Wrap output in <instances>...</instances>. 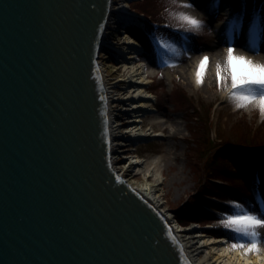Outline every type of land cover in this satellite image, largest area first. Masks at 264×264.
Masks as SVG:
<instances>
[{
	"label": "water",
	"instance_id": "95a60500",
	"mask_svg": "<svg viewBox=\"0 0 264 264\" xmlns=\"http://www.w3.org/2000/svg\"><path fill=\"white\" fill-rule=\"evenodd\" d=\"M113 4L0 0V264H192L114 168L99 61Z\"/></svg>",
	"mask_w": 264,
	"mask_h": 264
},
{
	"label": "rangeland",
	"instance_id": "374dc122",
	"mask_svg": "<svg viewBox=\"0 0 264 264\" xmlns=\"http://www.w3.org/2000/svg\"><path fill=\"white\" fill-rule=\"evenodd\" d=\"M220 1L195 0L192 7H181L182 0L129 2V6L139 13L133 20L138 25H142L145 19L151 22L150 17L158 15L174 26V22L181 23L177 18L179 12H186L204 23L207 19L215 20L212 26L206 23L207 26L204 25L198 32H194L195 44L188 42L182 33L170 29L165 23L158 25L157 20L152 21L157 24L152 26L156 27L161 37L160 40H155L158 48L154 52L139 48L140 54L135 58V63H145L143 70L144 77L147 75L146 88L152 92V103L157 108L142 111L138 117L143 124L153 127L152 130L144 129L149 136L146 140L140 139L133 143L126 139L131 135L129 130L132 125L134 126L131 119L137 115L131 110L130 101L123 102L119 99L112 103L113 115L118 117L114 122L118 137L115 140L117 145L113 157L117 170L138 189L151 184L159 195L160 210L169 215L172 221L177 220L176 212L179 209L184 212V216L192 209H202L197 202L209 199L208 194L213 195L214 204L221 210L231 211L228 202L233 198L241 199L247 184L250 188V184H253L251 189H255L256 173L261 169L260 162L258 165L255 159L258 150L263 149L251 144H240L239 137L264 133V115L255 101L238 107L237 102L226 94L231 89L230 77L218 84L216 72L213 75L211 68L215 56H221L223 62L219 63L223 68L227 47L225 41L234 43L236 54L256 62H264V25H261L258 19H252L251 27H247L251 29L252 34L247 38L235 29L234 24L237 22V14L245 20V13L249 12L248 3H244L243 10V0H236L231 10L223 11L220 9ZM120 2L121 0H114L115 9ZM249 3L254 12L260 6L256 0H249ZM236 6L238 10L234 12ZM144 10L149 11L150 16ZM220 17L223 19H219ZM118 20V15L113 13L111 27L107 30L108 39L113 42L105 46L99 59L104 75L106 74L108 82L112 85L111 89L114 90V98L124 96L128 90L127 86L130 85L128 81H120L128 76L118 53L123 47V32L127 28L138 37L141 35L135 27L120 25ZM162 40L170 47H163ZM242 43H246L247 47H243ZM253 48L255 50H252ZM129 51L125 54L128 55ZM204 55H207L209 60L202 83H197L186 76L184 68L192 60L200 61ZM209 71L212 77L210 79ZM223 74L227 77L226 72ZM201 101L202 108L193 111L194 103L201 104ZM156 134L159 136H155ZM136 154L140 156L141 161L131 165V157ZM227 158H239L241 162L250 159L245 166L249 167L250 175L240 174L233 170L234 168L228 167L230 162H227ZM245 201L248 206V201ZM204 214L201 216V223L183 225L188 227L191 235L198 231L209 236H224L221 232H229L233 236L232 231L218 230L216 227L219 220L210 219ZM216 214L220 218L223 217V213ZM260 231L264 233V229ZM263 245L264 239H261L258 247Z\"/></svg>",
	"mask_w": 264,
	"mask_h": 264
},
{
	"label": "bare ground",
	"instance_id": "6f19581e",
	"mask_svg": "<svg viewBox=\"0 0 264 264\" xmlns=\"http://www.w3.org/2000/svg\"><path fill=\"white\" fill-rule=\"evenodd\" d=\"M129 1L130 0H121V2L118 4V7H116V9L114 8V4H113L112 11L108 17V21H107L108 26L106 29L111 27L110 23L113 17V13H115V11L118 13L119 16L124 14L128 16H130L131 14L136 16L139 15V13H137L136 11L130 10V8L128 7ZM129 25L139 26L134 21L130 22ZM247 31L248 30L246 28L245 32ZM124 34L125 36L122 40L123 47H121V50H118V53H119V57H121L122 61L124 62L123 64L124 70L127 71L128 74L127 77L121 78L120 81L122 80L128 81L130 84L127 86L128 90L126 94L124 96H119L114 98V96L112 95L114 90L111 89L112 85L111 83L108 82L107 77L104 76L108 89V95L110 96V100H111L109 115L111 121L110 127H111V134L113 137L112 141H113L114 150H115V146L117 145L115 140L118 137L117 136L118 134H116V127L114 126L115 121L113 116L112 103L115 102V100H119V99L130 101L132 106L131 110L137 113V115H135L137 117L131 119L132 121L131 123H133L134 126L130 124L132 125L131 127L132 129L129 130L130 131L129 133L131 134L129 136L135 138L136 137L138 138V136L143 137L146 135L144 129L139 127L138 123H135L141 121V119L138 118L141 114L140 112L142 111L145 112L147 110H150L151 108H155V105L152 103V100L154 99L153 94L148 93L146 91L147 89H146L145 79L147 77H144L145 74L143 70V65L145 63L140 61L139 63H135V61H137L135 58L138 56V54H140L138 53V50L135 47L138 45V43L136 42V39L131 34L128 33V31H125ZM112 42L113 41H110V39H108L107 31H105V34L103 36V44L107 45ZM245 44L246 43H242L243 47H245L244 46ZM127 49H130L128 55L125 54ZM257 58H261V57L257 56ZM212 61L213 62H212L211 71L213 75H215L214 73L216 72V64L217 62L222 63L223 59L221 58V56H215L213 57ZM198 64L199 61L197 62V60L196 61L192 60L191 63L186 65V67L184 68L186 76L190 77L193 81L196 80V69L198 67ZM208 78L209 79L212 78L210 71L208 74ZM113 86H115V83L113 84ZM230 91L231 89H229L226 92V94L229 95ZM131 158H132L130 161L131 165L138 164L141 161L140 156L138 154L133 155ZM114 168L117 169L115 161H114ZM118 172L120 173V171ZM121 175L123 176V174ZM139 190L148 200L153 202L156 205V207L160 209L159 195L156 189L151 184H148ZM166 216L169 219H171L169 215L166 214ZM173 227L182 244V247L185 250L186 255L188 256L192 264H264V245L259 247L258 252L253 251V252L245 253L244 249L231 248V246L226 243L225 238L222 236L212 237L205 233H200L198 231H194L195 233L191 235V231H189L188 227L180 226L177 223L175 224L173 223Z\"/></svg>",
	"mask_w": 264,
	"mask_h": 264
},
{
	"label": "snow or ice",
	"instance_id": "6c2138e0",
	"mask_svg": "<svg viewBox=\"0 0 264 264\" xmlns=\"http://www.w3.org/2000/svg\"><path fill=\"white\" fill-rule=\"evenodd\" d=\"M194 4L195 0H182L181 7H192ZM259 16L260 24L264 25V7L260 9ZM177 18L181 23L175 27L192 32H198L204 24L203 21L186 12L177 13ZM227 19L226 17V21ZM248 21L252 23V17H249ZM243 23V17L237 14L235 29L242 30ZM225 43H227V47L224 66L222 68L219 62L216 64L217 83L220 84L230 77L231 91L229 95L237 102V106L241 107L255 101L259 111L264 115V62H256L244 55L236 54L234 43L227 41ZM161 44L163 47H170L166 41L162 40ZM244 46L247 47V44ZM208 60L209 57L204 55L199 61L196 69L197 83H202ZM224 72L227 73V77L223 74ZM100 99L104 100V97H100ZM228 204L231 211L223 213V217L219 218V225L223 226L225 230L238 234L237 238L231 242V248L244 249L245 253L258 252V245L261 239H264V233L260 231V229H264V210L257 205L250 208L237 199L229 201ZM167 235L175 241L176 238L173 236L171 228L168 229ZM242 237L248 238V242L246 243Z\"/></svg>",
	"mask_w": 264,
	"mask_h": 264
},
{
	"label": "trees",
	"instance_id": "16d2710c",
	"mask_svg": "<svg viewBox=\"0 0 264 264\" xmlns=\"http://www.w3.org/2000/svg\"><path fill=\"white\" fill-rule=\"evenodd\" d=\"M261 1V8L262 7H264V0H259V2ZM144 12H146V13H148V16H150V12L149 11H147V10H144ZM153 15V14H152ZM150 20H152V21H155V20H157V23L158 24H161V23H165L167 26H169L170 28H172V29H174V30H176V31H181L182 33H184V35L186 36V38H188V39H190V40H193L194 39V35H193V38H192V36H191V31H188V30H186V29H184V28H177V27H175L176 25H178V23H176V22H174V26H172L170 23L171 22H169V21H167V20H165V19H163V18H161V17H159L158 15H155V16H151L150 17ZM150 23V24H149ZM147 26L152 30V32L153 33H155V34H157V35H159V32H157L156 31V27H154V26H152V23L151 22H148L147 23ZM203 27V26H202ZM201 27V28H202ZM149 29V30H150ZM137 31H139V33L141 34L140 35V39L143 41V43H144V46L146 47V48H152L151 47V43H150V41H149V38H148V33H150L149 31H147V32H145V31H143L141 28H139V27H137ZM190 32V33H189ZM189 33V36L187 35ZM138 36V35H137ZM200 101V100H199ZM202 102L203 101H201V104H197V102H195L194 103V105L192 106V110L193 111H196V110H199V109H201L202 108ZM239 140H241L239 143L240 144H243V145H246V144H251V145H253V146H256L257 148H260V149H263V150H258V156H257V158H256V162H257V164L259 165V162H260V166H261V169H260V180H262V178H264V133H259L258 135L256 134V135H252V136H249V135H244V136H242V137H239ZM235 159V158H234ZM248 161L250 162V159L248 160V158L247 159H244V161L243 162H241V160H239V158H237V159H235V160H233V159H231V158H227V162H230L229 164H227L228 165V167H230L231 169H233V170H235V171H237L238 173H240V174H244V175H248L249 174V167L247 166V168H245V166H246V164H248ZM231 164H232V166H231ZM263 181V180H262ZM207 193V192H206ZM209 195V194H208ZM247 195H249L248 194V192H247ZM203 201H206V202H208V204L210 205V207L212 208V209H217L215 206V204L213 203V202H211V201H207V200H201V202H197V203H199V204H205ZM202 207V206H201ZM200 210H202V211H200ZM187 211V210H186ZM177 215H176V219L179 221V222H181V223H183V224H186V223H189L190 221H193V220H195V221H201L202 219H201V216H202V214H204V215H207L206 217H209L210 219H216V215H215V213H213V212H211L210 210H205V209H203V207H202V209H197V208H195V209H192L190 212L189 211H187V214H185V216L183 215L184 214V212L182 213V211H181V209H179V210H177ZM209 215V216H208Z\"/></svg>",
	"mask_w": 264,
	"mask_h": 264
}]
</instances>
